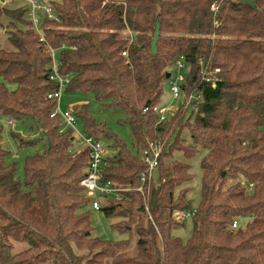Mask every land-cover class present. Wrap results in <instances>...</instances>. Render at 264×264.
<instances>
[{"label": "trees", "instance_id": "obj_1", "mask_svg": "<svg viewBox=\"0 0 264 264\" xmlns=\"http://www.w3.org/2000/svg\"><path fill=\"white\" fill-rule=\"evenodd\" d=\"M44 1L56 15L42 21L45 42L27 6L0 5L16 49L0 47V116L34 123L44 140L43 152L26 158L21 180L16 164L6 163L0 129V264H264V0H251L254 6L240 0ZM49 48L59 57V72L70 79L66 90L92 93L128 116L123 124L135 153L86 108L72 111L86 135L109 143L101 181L129 189L107 199L100 211L117 220L114 229L137 237L134 257L124 252L129 241L93 236L84 210L92 200L81 185L90 153L76 148L72 131L51 117L56 101L48 95L57 85L50 80ZM181 58L190 67L182 93L202 100L159 123L152 110L160 106L168 69ZM216 69L215 83L207 82ZM150 143L162 145L158 180L145 185L142 195V153ZM201 149L207 154L200 202L191 238L183 241L173 235L185 224L175 214L192 210L188 186L194 175L174 153L191 159ZM240 177L246 187L227 185Z\"/></svg>", "mask_w": 264, "mask_h": 264}, {"label": "rangeland", "instance_id": "obj_2", "mask_svg": "<svg viewBox=\"0 0 264 264\" xmlns=\"http://www.w3.org/2000/svg\"><path fill=\"white\" fill-rule=\"evenodd\" d=\"M0 5L9 8L28 6L23 0H0ZM38 19L42 22V20L44 19V14L39 13ZM0 23V47L7 51H15V47L8 40L9 32L13 29L6 19H0ZM56 57L58 61V55ZM168 70L171 74L175 75L174 66L170 67ZM184 74L186 75L187 71H184ZM7 86L10 89L14 88V85L11 84H7ZM184 102L185 100L183 97H181L180 99H173L170 89V81L167 80L164 84V95L162 97L160 106H168L169 115L172 116L175 112L181 113L184 111V109L187 107V104ZM76 106L79 108V110H81L82 108H86L90 116L95 121L105 124L108 130L115 133L123 141V143L127 145L128 149L132 153H135L130 130L128 126L123 124L125 119L128 117L124 111H122L121 109L103 105L96 99L95 95L92 93L71 92L65 89L62 93L60 102L61 111H73L74 107ZM191 109L189 108V112L191 111ZM75 117L77 119V122L74 129L66 128L65 131H72L74 137L79 138L81 136H85L86 131L83 120L79 116ZM0 129L2 135V145L4 149L9 153L6 158V163H15L17 169V177H19L21 180H24V166L26 158L41 153L44 150V140L41 138L40 131L32 122H15V126H11L9 124V118L3 116H0ZM16 135L21 136V138L33 140L34 143L21 144L15 138ZM182 137L183 145L188 146L192 144V140L188 130H185L183 132ZM103 143L106 146L109 144L107 141ZM113 154L114 153H111L110 156H112ZM206 154L207 151L201 149L195 157L187 159L181 152L174 153V159L191 165V173L194 175V179L191 183H189L188 187L191 189L189 192V198L192 201V209H196L200 202L202 179L205 175L203 169L201 168V162L202 158ZM153 180L154 184L157 183L158 172H155ZM238 182L243 184V186L245 187L247 186V183L243 177H240L237 180H231L227 185L230 186ZM247 191L251 192L252 188L247 187ZM97 200L101 204V206L107 201V199L104 198H97ZM84 210L89 211L90 213V221L94 229V237H99L104 241H129V246L125 249L124 252L131 257L136 256L137 237L114 229L113 224H115L117 220L105 217L102 211L96 210L92 207V202L87 205ZM247 221L248 220H243L240 223L241 227H245ZM184 223V226L179 227L173 231V235L181 238L183 241H187L191 238L193 223L191 219L186 220Z\"/></svg>", "mask_w": 264, "mask_h": 264}, {"label": "built area", "instance_id": "obj_3", "mask_svg": "<svg viewBox=\"0 0 264 264\" xmlns=\"http://www.w3.org/2000/svg\"><path fill=\"white\" fill-rule=\"evenodd\" d=\"M28 6L29 9V18L33 29L39 34L40 40L45 42L43 33H42V22L38 19V14H44V19L52 20L56 17L53 7L48 5L44 0H23ZM212 10L217 11V6L213 5ZM43 21V20H42ZM217 26L218 23L215 22ZM47 54L50 56L51 62L49 65L50 68V80L57 85V89L54 92H51L48 95V98L56 101V107L51 114L52 118L59 117L62 122L65 130L66 128L74 129L77 119L73 114L72 110L62 112L60 109V102L63 91L68 87L70 79L66 76H63L59 72V62L57 61L56 51L52 48L47 49ZM124 55H126L124 53ZM175 75L171 74L170 89L173 96V99L184 98L188 106L194 101H201L202 98L200 95H190L186 97L182 93V86L186 82V77L189 71V65L185 63L184 59H178L174 63ZM184 71H187V74H184ZM220 73L219 69H216L214 72L210 73L205 77V80L209 83L214 84L216 79L213 77L216 74ZM148 111V108L145 109ZM158 116L159 123H166L170 119L169 107L168 106H155L152 110ZM11 126H15L13 120H9ZM61 132H64V131ZM75 145L77 148L89 149L90 153V165L86 173L85 178L82 180L81 185L84 188L87 196L92 200V207L96 210H100L101 204L98 202L97 198H119L122 192L129 191V189H122L111 182L103 183L101 176V169L104 163L106 155L109 153L107 146L100 140L85 135L81 137H75ZM162 152V145L157 143H150L148 148L142 153V160L146 166V171L141 175V183L143 186L137 189V191L144 195V186H151V183L154 181V174L157 171L159 166V159ZM196 213V209L190 211L178 212L175 214V219L178 222H185L188 219H191ZM238 221H234L232 228L238 229Z\"/></svg>", "mask_w": 264, "mask_h": 264}, {"label": "water", "instance_id": "obj_4", "mask_svg": "<svg viewBox=\"0 0 264 264\" xmlns=\"http://www.w3.org/2000/svg\"><path fill=\"white\" fill-rule=\"evenodd\" d=\"M240 2L242 4H246V5H249V6H254L255 5L254 2H252L251 0H240ZM159 37H160V21L157 20L156 27H155V30H154L153 40L151 41V53L153 55L157 54V52H158L157 44H158V41H159ZM167 78L168 79L170 78V74L167 76Z\"/></svg>", "mask_w": 264, "mask_h": 264}]
</instances>
